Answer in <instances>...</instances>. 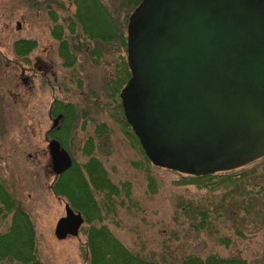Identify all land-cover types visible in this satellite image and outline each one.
Returning a JSON list of instances; mask_svg holds the SVG:
<instances>
[{
  "label": "rangeland",
  "instance_id": "obj_1",
  "mask_svg": "<svg viewBox=\"0 0 264 264\" xmlns=\"http://www.w3.org/2000/svg\"><path fill=\"white\" fill-rule=\"evenodd\" d=\"M47 2L0 0V180L35 222L43 262L84 264L79 251L84 237L79 233L58 239L54 232L58 219L65 216V203L51 190L54 173L46 132L53 124L48 114L50 105L59 99L92 110L66 136L77 162L86 161L81 149L96 123L104 121L111 128L108 140L106 136L95 140L94 154L113 182L131 183L129 198L116 197V212L106 213L109 219L104 221L125 246L161 262L189 253L228 256L230 251L240 250L248 264H264V171L247 180V189L254 192L249 197H241L236 190L232 198L220 193L213 199L193 187L173 185L176 173L152 166L157 189L149 193L147 171L134 166L143 156L129 145L110 118L111 100L103 89L105 80L116 76V57L122 51L116 44L99 45L101 56L95 64L87 54L89 47L78 54L73 67H64L57 41L50 34ZM64 5L63 10L52 3L59 19L74 11L72 5ZM21 38L37 41L28 55L29 63L12 51V43ZM95 100L106 104L105 112L95 111ZM61 135L65 137L64 132ZM263 165L264 157L244 168ZM199 211L208 213L211 233H197L191 227V216ZM223 238L229 239L228 246L221 243Z\"/></svg>",
  "mask_w": 264,
  "mask_h": 264
},
{
  "label": "water",
  "instance_id": "obj_2",
  "mask_svg": "<svg viewBox=\"0 0 264 264\" xmlns=\"http://www.w3.org/2000/svg\"><path fill=\"white\" fill-rule=\"evenodd\" d=\"M127 32L121 104L155 166L199 176L264 157V0H141ZM48 150L55 175L71 165L56 139ZM82 223L66 204L55 235Z\"/></svg>",
  "mask_w": 264,
  "mask_h": 264
},
{
  "label": "trees",
  "instance_id": "obj_3",
  "mask_svg": "<svg viewBox=\"0 0 264 264\" xmlns=\"http://www.w3.org/2000/svg\"><path fill=\"white\" fill-rule=\"evenodd\" d=\"M47 1L46 11L51 22L50 34L57 41L58 55L64 67H73L77 62L78 54L89 47L91 49L87 54L95 64H98L101 56L99 45L116 44L122 51L116 57V76L108 78L103 84L105 96L111 100L109 116L129 145L142 154L143 160L135 163L134 166L147 171L148 192H155L157 181L150 172V168L155 165L145 155L137 136L124 116L121 104V91L131 77L127 61V24L130 14L138 7L141 0ZM116 1H118L117 6ZM52 3L63 10L66 8L64 4L67 3L74 7V11L59 19ZM36 47L37 41L30 38L17 39L12 43L14 55L26 63L30 62L28 55ZM92 104L98 108L96 112L106 111V104L96 100L92 101ZM91 111L90 108L85 111L73 102L54 99L48 114L50 118H57L58 123L56 127L51 126L46 132V137L56 139L71 158V165L68 168L59 175L54 174L51 190L58 199L64 201L65 205L80 214L83 219L78 234L84 237V242L79 245L84 264H248L240 250L230 251L228 256L217 253H209L205 256L189 253L178 260L161 262L125 246L104 221L109 219L105 216L106 213L109 215L116 212V197L129 198L132 191L131 183L113 182L102 160L94 154L95 140L103 136L108 140L111 128L104 121L96 123L93 134L87 137L81 149L82 155L86 157L84 163L75 160L66 141L68 133H71L74 126L83 118L90 115ZM62 132L65 133V137L61 135ZM241 168L199 176L170 171L178 175L173 185L193 187L213 199L220 193L230 195L232 198V193L236 190L241 197H249L254 192L247 189L246 182L260 171H264V165L259 169H245L244 166ZM95 193L100 196L99 200L96 199ZM191 219V227L197 233L205 230L211 233L208 213L199 211L197 216H191ZM3 225L5 227L2 229ZM238 235L242 236V233L238 232ZM220 241L225 246L229 244L227 238ZM0 264H45L38 253L35 222L22 202L7 190L1 180Z\"/></svg>",
  "mask_w": 264,
  "mask_h": 264
},
{
  "label": "flooded vegetation",
  "instance_id": "obj_4",
  "mask_svg": "<svg viewBox=\"0 0 264 264\" xmlns=\"http://www.w3.org/2000/svg\"><path fill=\"white\" fill-rule=\"evenodd\" d=\"M52 120H54L53 118H52ZM51 139V138H50ZM245 167V166H244Z\"/></svg>",
  "mask_w": 264,
  "mask_h": 264
}]
</instances>
